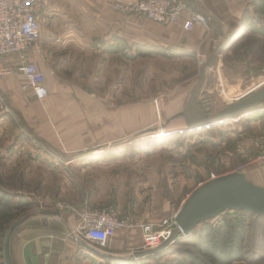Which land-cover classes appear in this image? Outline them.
Segmentation results:
<instances>
[{
  "label": "crops",
  "instance_id": "crops-1",
  "mask_svg": "<svg viewBox=\"0 0 264 264\" xmlns=\"http://www.w3.org/2000/svg\"><path fill=\"white\" fill-rule=\"evenodd\" d=\"M117 1L137 0H48L39 18L41 39L27 54V61L47 75L44 102L26 88L25 78H0V92L43 148L71 155L61 159L64 164L76 165L81 159L76 156L93 153L90 169L99 172L95 182L122 185L117 194L107 188L82 202L74 194L75 209L59 211L60 217L34 215L12 237V264H109L80 244L78 229L87 206L117 210L159 228L179 209L165 207L163 218L152 220L155 189L150 194L149 169L154 171V164L122 155L140 152L141 133L155 130L157 122L169 131L188 126L184 110L203 66L227 37L232 35L226 50L206 69L189 118L194 111L202 116L198 100L214 97L220 88L246 89L264 72V0H188L210 21L209 28L195 25L190 31L184 28L189 13L179 23L163 26L116 11ZM136 45L179 47L193 56L139 57ZM18 63L17 55L6 60L10 67ZM115 153L116 159H108ZM150 195L148 202L145 196ZM142 249V231L136 226L115 231L101 252L130 257Z\"/></svg>",
  "mask_w": 264,
  "mask_h": 264
},
{
  "label": "rangeland",
  "instance_id": "rangeland-1",
  "mask_svg": "<svg viewBox=\"0 0 264 264\" xmlns=\"http://www.w3.org/2000/svg\"><path fill=\"white\" fill-rule=\"evenodd\" d=\"M224 89L220 88L214 97L197 99L202 115L211 116L264 89V72L246 89ZM9 102L0 92V188L19 197L16 201L22 200L29 204L18 214L16 220L27 215H38L44 210L59 212L75 209L74 194L82 202L91 193L103 194L102 190L107 188L113 189V194L118 193L122 185L111 186L95 182L99 180V172L90 169L95 162L93 153L76 156L81 157L76 165L64 164L61 159L71 155L56 153L46 146L43 148V144L35 140L28 125L23 124L24 118L22 120L19 117ZM24 122L26 123L25 120ZM140 123L142 125L145 122L141 120ZM159 123L149 134L141 133L138 143L140 152L120 154L123 157L128 155L130 160L154 164V171L149 169L153 172L149 179L152 184L150 194L151 188L155 189L152 220L163 218L161 215L165 207L180 209L199 185L213 178L241 172L247 175L248 182H256L264 188V99L248 115L233 119L201 135L156 138L157 133L169 131L163 130L165 128ZM116 156V153L109 154L108 159H116ZM151 199V195L145 196L146 201L151 202ZM227 217L235 223L237 220H244L246 224V260L237 264H264V217L237 211L226 212L220 218ZM217 218L207 222L217 223ZM186 238L189 237L180 239L179 244L173 247L170 252L173 254L160 260H151L148 264L184 260V253L192 249L191 241L185 240Z\"/></svg>",
  "mask_w": 264,
  "mask_h": 264
},
{
  "label": "built area",
  "instance_id": "built-area-1",
  "mask_svg": "<svg viewBox=\"0 0 264 264\" xmlns=\"http://www.w3.org/2000/svg\"><path fill=\"white\" fill-rule=\"evenodd\" d=\"M47 8L48 0H0V78L8 76L25 78L26 88L31 90L39 102H44L49 96L45 86L47 75L27 61V54L39 44L41 39L39 18ZM115 10L128 16H140L163 26L177 24L185 13H189V19L184 22L187 31L192 30L195 25L209 28L210 23L205 15L191 8L188 0L117 1ZM12 55H17L19 59L16 68L6 64V60ZM227 122L230 121L160 132L156 134V138L201 135ZM176 215L163 220L157 228L153 223H142L133 217L119 214L117 210L87 207L81 214L78 233L82 241L101 251L106 248L109 238L115 231L139 226L143 236L142 250H151L159 247L170 235V228L175 224Z\"/></svg>",
  "mask_w": 264,
  "mask_h": 264
},
{
  "label": "water",
  "instance_id": "water-1",
  "mask_svg": "<svg viewBox=\"0 0 264 264\" xmlns=\"http://www.w3.org/2000/svg\"><path fill=\"white\" fill-rule=\"evenodd\" d=\"M210 19L220 25L217 19L213 17H210ZM231 38L232 35L227 37L215 54L203 66L197 86L184 110V114L189 120V127L204 126L207 124L215 125L219 121H231L239 117H244L251 113L256 105L264 99V89H262L258 93L232 104L214 116H199L198 112L194 111V118H189L190 110L194 107L196 97L202 90L206 78V69L212 66L226 50ZM228 210H241L264 217V188L248 182L246 175L241 172L220 176L202 183L187 197L177 212L175 224L170 229V235L164 242L155 249L136 251L130 257L102 253L85 241H80V244L96 256L110 261L143 259L165 252L170 247L176 245L180 239L189 237L199 225L217 218ZM39 214L53 217L61 216L60 212L50 210L41 211ZM33 216L27 215L22 219L16 220L10 226L3 248L5 264H12L10 244L14 233Z\"/></svg>",
  "mask_w": 264,
  "mask_h": 264
},
{
  "label": "trees",
  "instance_id": "trees-1",
  "mask_svg": "<svg viewBox=\"0 0 264 264\" xmlns=\"http://www.w3.org/2000/svg\"><path fill=\"white\" fill-rule=\"evenodd\" d=\"M136 47L139 57L161 56L167 59H175L193 56L179 47L164 48L146 45H136ZM19 117L22 119L21 115ZM22 122L27 126L24 120ZM17 198L19 197L0 188V264H5L3 248L6 234L10 226L18 218V214L29 205L22 200L16 201ZM237 211L244 214H252L241 210H228L226 212ZM223 214L218 217L220 220L217 218L219 223L204 222L194 230L189 238L185 239L191 241L192 249L184 253V260L174 259L165 264L173 262L175 264H237L244 262L247 255L244 246L246 241V224L244 220H237L235 223L230 217L221 219L220 217ZM174 246L163 253L143 259L130 261L107 260V262L109 264H148L151 260H160L173 254L170 252Z\"/></svg>",
  "mask_w": 264,
  "mask_h": 264
}]
</instances>
